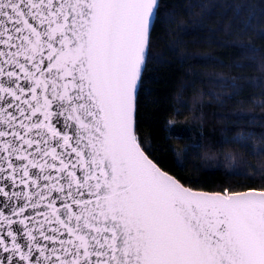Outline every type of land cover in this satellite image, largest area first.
Instances as JSON below:
<instances>
[{"label": "snow or ice", "instance_id": "1", "mask_svg": "<svg viewBox=\"0 0 264 264\" xmlns=\"http://www.w3.org/2000/svg\"><path fill=\"white\" fill-rule=\"evenodd\" d=\"M159 10L0 0V264H264V177L194 191L138 135Z\"/></svg>", "mask_w": 264, "mask_h": 264}, {"label": "trees", "instance_id": "2", "mask_svg": "<svg viewBox=\"0 0 264 264\" xmlns=\"http://www.w3.org/2000/svg\"><path fill=\"white\" fill-rule=\"evenodd\" d=\"M159 3L137 96L148 154L192 189L259 187L264 155L250 153L264 148V0Z\"/></svg>", "mask_w": 264, "mask_h": 264}, {"label": "water", "instance_id": "3", "mask_svg": "<svg viewBox=\"0 0 264 264\" xmlns=\"http://www.w3.org/2000/svg\"><path fill=\"white\" fill-rule=\"evenodd\" d=\"M149 49V48H148ZM147 55H148V50H147V53H146V60H147ZM143 71H144V69H143ZM143 71H142V73H143ZM140 85V84H139ZM138 90H139V87H138ZM151 158V157H150ZM154 161V160H153ZM155 162V161H154ZM158 165V164H157ZM159 166V165H158ZM160 167V166H159ZM162 169V168H161ZM163 170V169H162ZM165 171V170H164ZM169 173V172H168ZM170 174V173H169ZM170 175H172V174H170ZM174 176V175H173ZM174 178H176L175 176H174ZM177 179V178H176ZM184 185V184H183ZM185 187H188V186H186V185H184ZM192 189V188H191ZM192 190H194V191H204V190H197V189H192ZM208 192H214V191H208Z\"/></svg>", "mask_w": 264, "mask_h": 264}]
</instances>
